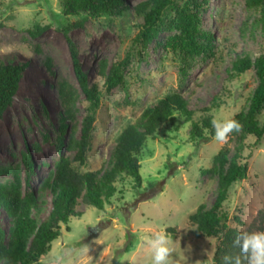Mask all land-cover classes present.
<instances>
[{"label": "rangeland", "instance_id": "rangeland-1", "mask_svg": "<svg viewBox=\"0 0 264 264\" xmlns=\"http://www.w3.org/2000/svg\"><path fill=\"white\" fill-rule=\"evenodd\" d=\"M123 1L134 8L146 0ZM196 1L201 12L200 38L206 42L207 35L213 36L212 52L184 61L170 45L172 31H162L146 51L141 50L135 38L144 21L133 9L123 16L91 18L66 15L65 0H0V62L26 65L18 93L0 118V171H4L0 185L11 183L18 174L24 194L34 192L44 202L40 221L47 219L52 208V194L44 186L56 162L62 152L74 156L60 146V128L69 123L64 140L70 141L69 129L76 127L79 135L87 115L81 93L76 120L63 121L58 87L65 81L79 88L66 35L77 46L90 83L100 84L102 92L88 169L100 170L109 162L124 129L165 96L182 95L193 112L192 121L176 115L147 140L141 156V189H135L130 179L118 182L111 204L103 210L79 201L81 216L71 219L70 232L62 225L51 248L79 250L88 245L89 251L73 253L71 264H150V249L140 237L155 232L170 238L172 264H214L218 239L198 235L190 216L202 206L204 210L213 206L220 176L208 171L225 146L230 149L229 158L235 154L241 132H233L227 144L214 139L200 143L191 135L192 123L213 116L234 119L248 112L259 83L256 70L238 76L232 66L239 57L255 61L264 55V29L261 9L248 8V0ZM37 27L41 31L34 37L30 32ZM126 57L131 61L125 84L107 93L102 63L110 67ZM259 121L264 125V111ZM244 142L241 162L249 165L248 177L230 188L221 214L231 227L263 231L259 213L264 210V137L257 142L248 136ZM227 169L218 167L219 172ZM0 221L6 226L2 212Z\"/></svg>", "mask_w": 264, "mask_h": 264}, {"label": "trees", "instance_id": "trees-1", "mask_svg": "<svg viewBox=\"0 0 264 264\" xmlns=\"http://www.w3.org/2000/svg\"><path fill=\"white\" fill-rule=\"evenodd\" d=\"M64 6L66 15L87 14L91 18L103 15L123 16L133 9L144 21L135 38L142 51H146L162 31L168 30L173 32L170 45L184 61L205 57L212 52L213 36L207 35L206 42L200 38L201 12L196 0H146L134 8L126 5L123 0H65ZM247 7L261 9V24L264 29V0H248ZM40 31L37 27L30 33L36 37ZM66 38L79 88L65 81L58 87L64 109L63 121L76 120L81 93L87 104V115L83 119L79 135H76V127L69 129L70 141L64 140L69 123H64L60 128L59 144L71 150L74 156L70 158L62 152L54 172L44 186V189L50 190L52 194V208L46 220L40 221L38 218L44 202L34 192L24 194L22 180L18 174H14L11 183L0 185V212L3 213L6 223L5 226L0 221L1 264H42L51 251L52 243L61 235L62 225L70 232L68 224L71 219L81 216L77 210L81 199L86 205L103 210L105 204H111V199L117 192L118 182L130 179L135 189H141V156L147 140L154 138L160 127L172 121L176 115L184 116L186 122L193 119V112L182 95H167L146 109L136 123L124 129L117 138L109 162L103 164L100 170L88 169L94 141L96 111L100 108L102 92L100 84L90 83L80 63L77 46L68 35ZM130 61L131 59L126 57L110 67L105 62L102 63L100 72L107 93L125 84V71ZM25 67V64L0 62V118L18 93ZM252 68L256 70L258 86L250 99L248 112L234 117L241 125L240 143L231 158L230 149L227 146L222 148L214 158V168L208 171L219 173L220 176L219 192L211 209L204 210L202 206L190 216L198 235L218 239L214 264H224L223 257L226 254L238 252L233 246V241L241 230L228 225L227 217L221 214V210L228 200L230 188L248 177L249 165L247 162H241L245 139L252 136L258 142L264 137V125L261 126L259 121V116L264 111V55L255 61L250 57L237 58L233 63L232 72L240 76ZM210 120L211 118L206 117L201 122L193 121V139L200 143L213 139L214 130ZM26 163L32 171L33 164L28 156ZM225 166H228L226 172L218 171V167L224 169ZM2 173L4 171H0V174ZM259 217L261 230L264 231V210L259 213ZM236 221L243 225L240 219L237 218ZM171 232L175 233V228L171 229Z\"/></svg>", "mask_w": 264, "mask_h": 264}, {"label": "clouds", "instance_id": "clouds-1", "mask_svg": "<svg viewBox=\"0 0 264 264\" xmlns=\"http://www.w3.org/2000/svg\"><path fill=\"white\" fill-rule=\"evenodd\" d=\"M210 123L214 130L213 139L219 144H227L231 134L241 130V125L234 119H220L213 116ZM140 240L150 249V264H172L174 247L168 235L155 232L150 236L142 235ZM233 246L238 249V252L226 254L223 257L224 264H264V231L241 230L236 235ZM77 251L84 253L89 251V247L84 245L79 250L66 248L58 251L54 249L48 254L47 264H71L70 258Z\"/></svg>", "mask_w": 264, "mask_h": 264}]
</instances>
